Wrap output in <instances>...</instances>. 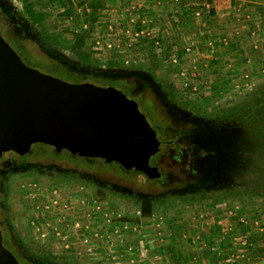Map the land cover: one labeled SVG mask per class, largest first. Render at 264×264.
Instances as JSON below:
<instances>
[{"label":"rangeland","instance_id":"rangeland-1","mask_svg":"<svg viewBox=\"0 0 264 264\" xmlns=\"http://www.w3.org/2000/svg\"><path fill=\"white\" fill-rule=\"evenodd\" d=\"M105 1L0 0V35L24 63L66 81L101 85L91 73L135 79L137 95L168 127L151 166L160 174L147 181L101 163L75 165L66 155H36L38 146L3 152L10 225L42 264H184L170 258L168 245L188 219L205 217L221 196L264 199V47L226 50L205 32L158 34L149 17H129ZM26 3L43 15L39 22ZM245 36L244 46L254 44Z\"/></svg>","mask_w":264,"mask_h":264},{"label":"water","instance_id":"water-1","mask_svg":"<svg viewBox=\"0 0 264 264\" xmlns=\"http://www.w3.org/2000/svg\"><path fill=\"white\" fill-rule=\"evenodd\" d=\"M44 143L117 162L152 177L160 141L146 116L114 86L70 82L22 61L0 35V155ZM0 264H21L2 243Z\"/></svg>","mask_w":264,"mask_h":264},{"label":"crops","instance_id":"crops-1","mask_svg":"<svg viewBox=\"0 0 264 264\" xmlns=\"http://www.w3.org/2000/svg\"><path fill=\"white\" fill-rule=\"evenodd\" d=\"M105 3L116 4L119 9L113 10L125 12L129 17H149L151 29L158 34L205 32L218 37L210 41L216 46L222 43L226 50L264 47V0H106ZM249 34L254 36V44L244 46L243 36ZM259 36L263 38L261 42ZM218 198L221 203L213 210L208 208L205 217L188 219L185 226L175 231L177 234L173 233L174 239L168 245L172 246L170 258H180L184 264H264L263 203L251 201L245 214L238 210L229 216L226 209L230 200ZM180 233H184L182 242L177 239Z\"/></svg>","mask_w":264,"mask_h":264},{"label":"trees","instance_id":"trees-1","mask_svg":"<svg viewBox=\"0 0 264 264\" xmlns=\"http://www.w3.org/2000/svg\"><path fill=\"white\" fill-rule=\"evenodd\" d=\"M25 11H26V14L28 15V18H30V20H32L33 22H39L43 18L42 14H40L34 10L33 5L31 3H26ZM23 46L24 45H22L21 47L16 46V48L18 49V51L20 52V54L22 56L27 58L30 54H28L26 52V49ZM31 60H32V62H34L33 59H31ZM35 64H37L38 66H42V65L38 64L37 62ZM59 74L66 77L63 73H59ZM87 77H88V80L94 81V82L99 83V84L104 85V86H114V87L120 89L122 92L128 93L136 101H138L139 104H141L144 107L147 115L150 118H152L153 120H155V122L157 123L155 126L156 132L158 133V135H160V137H158V139L160 140V144H159V150L154 155H152L149 159V165L152 166L155 158L159 155V153L161 151V146L164 144L163 141H161V139L164 137L167 138L166 132H168L167 131L168 127L163 125L164 123L162 120H161L162 122L156 121V118H158V119H160V118L158 117L157 112L154 110V107L151 104V100L148 98H144V97L141 98L139 95H137L138 91L136 89H134L135 79H133V80H131L130 78L128 79L129 76H124V78L117 77V76L116 77H106L105 75H99V74L91 73V74L87 75ZM148 88L149 87L147 86V89ZM148 91H150V89H148ZM138 97H140V98H138ZM166 142L170 145H177L172 140L171 141L166 140ZM36 146H38L36 148L37 150L35 152L36 155H40L43 153H49V155H51L52 157L66 155V158L68 157L67 160L72 161L75 165H78L77 164L78 160L84 162V164L90 163L91 165H89V166H94L93 164H95V163H96V165L101 163V165L103 167L108 168V166H109V167L115 168L122 175L128 174L131 176H137L138 178L141 177L142 178V179L140 178L141 180H147V181L154 180V179H156V176L158 174H160L159 171H156V174L154 176L150 177L146 173H143L140 171L127 170V169L123 168L121 165H119L117 162H114V161H108V160L98 158V157L76 156V155L71 154L69 151H67L65 149H59V148H56V147H53L51 145L44 144V143H34V146L32 144V146H30L29 149H32ZM40 146H43V148H41ZM44 148H46L45 150H47V151H45ZM47 148L50 150V152H48ZM161 175H163L164 177L165 176L167 177V173L161 174ZM2 185H0V231H1V236H2V243L6 247L9 248V250L15 255V257L17 258V260L21 264H42L41 262L38 261V259L36 257H34L29 252H27L21 248V244H22L21 239L18 236V233L10 225V216H9L8 208L6 205V195H5V192L3 191ZM221 188L226 189V187H224V186H222ZM221 190H223V189H221ZM237 193L235 195L238 196ZM237 196H235V197H237ZM256 197H260V195L257 194ZM256 197H255V194L250 193V194L240 196L237 198L240 201V203L244 204V201L248 200V198H250V200H248V201H254L255 199H257ZM162 201H164V200L161 199V202ZM143 206H144L143 208L145 210L149 209V207H150L149 203H145Z\"/></svg>","mask_w":264,"mask_h":264},{"label":"built area","instance_id":"built-area-1","mask_svg":"<svg viewBox=\"0 0 264 264\" xmlns=\"http://www.w3.org/2000/svg\"><path fill=\"white\" fill-rule=\"evenodd\" d=\"M173 61H175V60H173ZM256 201H259V202H261V203H263V206H264V199L261 201L260 199H255ZM246 205H244V204H242V203H240V201L239 200H236V199H232V200H230V203H229V205H228V207H227V209H226V213L229 215V216H232V215H234L235 213H236V211H240V214H245V211H246ZM262 213H264V212H262ZM261 213V217L263 218L264 217V214H262ZM125 220V221H124ZM124 220H119V222H121V223H124V225L123 226H125L126 227V224H127V219H124ZM124 221V222H123ZM124 227V228H125ZM117 230V229H116ZM121 229H119V231H120ZM132 232H133V230H132ZM137 232H139V231H137ZM155 233H158V232H155ZM131 236H133V238L137 241H139L140 240V238L141 237H143V234H141V233H138V234H133V235H131ZM137 236V237H136ZM138 238V239H137ZM126 240H127V238H126ZM135 241V242H136ZM139 243V242H138ZM135 245V244H134ZM139 246V245H138ZM131 247L132 246H130L129 247V249H131ZM227 260H231V258H226ZM248 264H252V263H248Z\"/></svg>","mask_w":264,"mask_h":264},{"label":"flooded vegetation","instance_id":"flooded-vegetation-1","mask_svg":"<svg viewBox=\"0 0 264 264\" xmlns=\"http://www.w3.org/2000/svg\"><path fill=\"white\" fill-rule=\"evenodd\" d=\"M160 141V140H159Z\"/></svg>","mask_w":264,"mask_h":264}]
</instances>
